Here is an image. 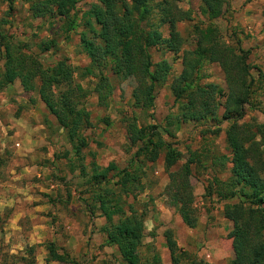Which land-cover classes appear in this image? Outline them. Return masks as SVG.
<instances>
[{
	"label": "rangeland",
	"instance_id": "rangeland-1",
	"mask_svg": "<svg viewBox=\"0 0 264 264\" xmlns=\"http://www.w3.org/2000/svg\"><path fill=\"white\" fill-rule=\"evenodd\" d=\"M160 1L149 3L154 7ZM169 1L177 10L189 11L190 20L176 23L181 37L178 52L150 49L152 61L166 60L171 71L167 82L156 90L154 107L141 112L132 105V79L118 80L106 70L113 91L108 105L103 107L98 106L96 96L91 93L96 79L81 75L90 60L80 39L83 33L91 36L86 12L97 0H79L68 18L56 14L35 18L31 0H0V33L25 46L23 51L36 57L43 68L65 59L78 69L74 83L87 90L82 101L91 122L82 131L88 146L82 151L83 160L78 161L63 130L48 114L36 91H24L18 78L0 90V264H124L116 247L105 242L102 227L107 223L94 197L97 186H91L90 179L95 168L99 171L111 163L118 169L128 167L136 151L127 137L128 120L135 119L144 126L162 125L164 118L176 111L170 84L182 71L183 53L195 48L197 36L193 27L204 28L209 22L200 14V0ZM224 1L223 14L212 23L225 43L233 46L238 42L249 51L250 73L264 76V0ZM153 12L155 15L156 9ZM154 15L148 22H158ZM141 26L148 29L149 25L144 21ZM161 30L166 36L167 28ZM50 41L54 42L52 47L44 50ZM3 62L0 50V70ZM198 81L201 85L218 86L215 100L219 105L217 115L221 116L226 94L222 70L215 63L204 64ZM242 123L264 126V79L255 83L254 92L244 105V116L239 120ZM228 125L229 121L207 119L182 125L172 139L164 136L182 157L171 170L178 169L190 152L198 154L202 161L192 165L190 177L194 193L190 208L197 215L194 228L184 225L167 203L164 193L168 172L163 152L154 163L143 167L140 180L143 189L137 190L135 196L119 193L117 178L112 177L117 170L108 172L109 183L98 185L119 195L124 211L132 207L144 214L138 249L144 263L155 264L153 259L158 257V264H173L165 244L167 230L172 232L176 243L177 264L229 263L233 256L230 238L233 223L223 216V207L235 201L217 202L204 197V187L213 173L208 168L211 157L229 156L225 143ZM256 139L264 157V140L259 136ZM229 168L227 164L226 173ZM117 219L113 216L114 222ZM49 243L55 245L57 253L67 254L69 262H47Z\"/></svg>",
	"mask_w": 264,
	"mask_h": 264
},
{
	"label": "trees",
	"instance_id": "trees-1",
	"mask_svg": "<svg viewBox=\"0 0 264 264\" xmlns=\"http://www.w3.org/2000/svg\"><path fill=\"white\" fill-rule=\"evenodd\" d=\"M79 0H31L32 16L43 18L56 14L67 17ZM150 0H97L86 12L91 36L81 35V46L90 62L82 68L83 77L93 76L96 81L91 93L96 96L98 106H107L113 86L104 73L109 70L118 80L132 79V105L141 112L154 107L156 90L164 85L171 65L164 59L154 63L151 48L176 53L181 46V37L176 23L190 20L189 11L177 10L169 0H161L154 7ZM200 14L209 22L204 28L193 27L197 36L195 48L182 55V71L175 77L170 89L174 96L176 111L169 113L162 125H141L135 119L127 121L126 133L131 146L136 147L127 168L118 169L111 163L101 170H92L91 186H97L94 197L107 226L102 227L105 242L116 247L124 264L144 263L138 249L144 230V214L132 207L123 210L119 195L111 189L98 186L109 183L107 174L117 170L115 184L120 194L134 195L141 191L143 167L154 163L164 153V166L168 172L165 197L181 221L189 228L197 224V215L190 205L194 201L190 183L192 165L201 164L200 156L190 152L188 159L176 170H171L182 159L164 136L174 137L182 125L203 122L207 119L229 121L225 130V143L229 156L211 157L208 165L213 173L204 187V197L217 202L235 201L225 204L223 216L233 223L230 232L233 256L228 264H264V157L260 149L259 136L264 140V126L239 124L244 116V105L254 92L255 83L264 79L260 73L253 76L247 63L249 51L240 45H229L219 36L212 23L223 14L224 0H200ZM157 13L154 15L153 10ZM157 17L158 22H148ZM146 21L148 29L141 25ZM167 28L166 36L161 28ZM54 42L46 43L49 50ZM25 46L0 33V50L3 69L0 70V90L18 78L24 91H36L49 115L53 116L59 129L63 130L72 147L73 156L83 160L82 151L88 141L82 135L90 127V115L83 105L87 90L74 83L75 69L65 59L56 61L52 67L43 68L33 55L23 51ZM217 64L226 83L223 113L217 115L216 84L198 83L199 72L204 64ZM262 142V141H261ZM230 164L228 173L226 165ZM226 174V177H222ZM221 175V176H220ZM111 192V193H110ZM109 193L112 195L109 197ZM113 216L118 219L114 222ZM165 244L173 264L179 262L172 232H164ZM47 262H69L65 253H57L55 245H47ZM158 264V257H154ZM204 264V263H199Z\"/></svg>",
	"mask_w": 264,
	"mask_h": 264
}]
</instances>
